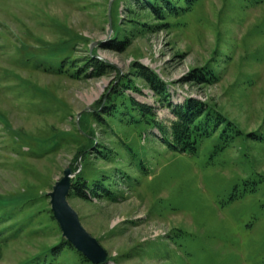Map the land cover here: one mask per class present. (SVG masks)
Segmentation results:
<instances>
[{"label": "rangeland", "instance_id": "rangeland-1", "mask_svg": "<svg viewBox=\"0 0 264 264\" xmlns=\"http://www.w3.org/2000/svg\"><path fill=\"white\" fill-rule=\"evenodd\" d=\"M137 1L0 0V264H30L59 239L45 194L67 166L71 181L109 175L107 194L67 198L102 264H264V0H189L162 24ZM134 18L150 24L128 26L122 49L101 47ZM87 53L111 65L90 74ZM68 56L76 70L61 68ZM134 64L166 83L171 106L191 98L223 117L195 150L130 112L127 97L160 123L177 118ZM113 88L117 120L82 115L109 108ZM59 262L84 264L69 250Z\"/></svg>", "mask_w": 264, "mask_h": 264}, {"label": "trees", "instance_id": "trees-1", "mask_svg": "<svg viewBox=\"0 0 264 264\" xmlns=\"http://www.w3.org/2000/svg\"><path fill=\"white\" fill-rule=\"evenodd\" d=\"M185 1L189 0H138L137 3H140V6H144V8L147 9L150 14H152V16L156 15L160 20V24H162L165 21L164 16L172 14L176 6H178L179 8L187 6L189 2ZM137 22L141 27L149 26L150 24L145 20L141 21L137 20V18L130 19L127 26H123L121 32L119 30L117 31L114 42L101 43V47L114 49L124 48L127 44L124 39L130 35H133V32H130L128 26L132 28L131 26L137 24ZM70 37L71 35L69 36V38ZM73 58L75 57L68 56L66 59H63V61L60 62L61 68H65L64 66H66L67 72L68 68H71V70H76L78 62L80 61H74ZM85 60H88V62L86 65L87 67L85 66L84 70L91 69L90 74L93 75H100L104 73L106 68L111 65L109 62L88 53L85 56ZM132 70L135 72L133 74L136 77L135 79L142 80L154 91L155 94H157V96H162L161 99L169 104V107L172 108V112L177 118L170 121V123L166 125L156 120V113L152 112L151 106L139 103L136 100H131L128 97L126 98V100H129V103H127L126 105L130 107V112L132 114H136V117L139 118L142 122L149 125L150 127H156L160 132V139L168 142V144L172 148L182 151L195 150L198 142L202 137L211 133V131L216 130V126L218 125L219 120L223 117L218 114V117L215 118L217 121H214V117L211 111L213 107H209L207 103L191 98L186 99L183 104L171 106V103H169V101L165 98L167 96L166 83H164V81H162V79L156 73L140 64H134L132 66ZM195 70L196 71L191 74L194 79H199L201 81H212L213 76L210 74V72L207 71V69L201 70L199 68H196ZM78 72L81 71L78 70ZM126 76L127 75H122V78L124 79H121L118 83H120L121 81H129L134 77L130 76V78L127 79ZM116 89L113 88V90H111L108 94V97L112 96V99L110 100L111 106L109 108H107L106 106H102L99 110H94L92 112L88 110V113L90 115L88 113H83L82 115L85 116V118H90L99 124H104L103 120H106L108 118L111 120H117L116 117L118 116V104L123 100V97ZM108 101L109 99L107 98L106 102ZM85 118L81 117L79 118V120L83 121ZM211 121L213 123H211ZM228 124L230 125L231 122L228 121ZM100 146L102 147V143L100 144ZM96 149L98 150V153L97 150H92V152H96L95 159H102L101 153L104 152L103 148L100 149L99 146H97ZM108 178L109 175L105 174L104 172L101 174V176L94 178L92 180L93 182L89 183V181L86 180V177L81 176V173L78 172L75 179L72 180V187L70 189L69 195H74L75 197H78L80 199H90L93 196H102L103 193L105 195L107 194L108 188L104 187L106 185L104 184V179L107 180V184H111L109 183L110 179ZM96 180H98L99 183L96 182ZM45 195L47 196V194ZM47 214L49 219L59 228V225L52 214L51 208H48ZM68 250L73 251L84 264H92L62 235H60L59 239L53 244L46 245L42 249H39V251L34 253L30 257V264L34 263L37 260H40L41 258L48 259V261L51 262H49L48 264H52V262L54 264H59V259L62 257V253Z\"/></svg>", "mask_w": 264, "mask_h": 264}, {"label": "water", "instance_id": "water-1", "mask_svg": "<svg viewBox=\"0 0 264 264\" xmlns=\"http://www.w3.org/2000/svg\"><path fill=\"white\" fill-rule=\"evenodd\" d=\"M73 172L69 166L63 169V175L56 180L48 192L49 203L62 236L77 251L93 264H101L107 259V251L96 237L92 236L82 225L76 210L68 202V194L72 187Z\"/></svg>", "mask_w": 264, "mask_h": 264}]
</instances>
